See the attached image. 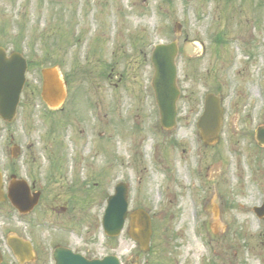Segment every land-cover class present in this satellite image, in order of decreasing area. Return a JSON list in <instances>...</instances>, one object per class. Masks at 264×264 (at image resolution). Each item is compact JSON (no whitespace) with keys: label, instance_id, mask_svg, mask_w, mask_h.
I'll list each match as a JSON object with an SVG mask.
<instances>
[{"label":"rangeland","instance_id":"374dc122","mask_svg":"<svg viewBox=\"0 0 264 264\" xmlns=\"http://www.w3.org/2000/svg\"><path fill=\"white\" fill-rule=\"evenodd\" d=\"M173 41L180 123L161 134L151 130V56ZM0 45L31 62L17 118L0 127V169L14 162L43 189L26 218L1 203V264H55L58 245L122 264H264V216L254 212L264 204V0H0ZM49 66L66 82L64 110L42 99ZM209 93L224 113L212 147L197 128ZM121 181L132 208L152 215L149 249L129 222L116 237L104 231ZM12 235L31 241L36 259L20 262Z\"/></svg>","mask_w":264,"mask_h":264},{"label":"water","instance_id":"95a60500","mask_svg":"<svg viewBox=\"0 0 264 264\" xmlns=\"http://www.w3.org/2000/svg\"><path fill=\"white\" fill-rule=\"evenodd\" d=\"M178 47L176 42L169 44H159L156 46L152 61L155 66V76L153 87L155 89L156 99L161 110L162 125L172 127L176 123L177 101L180 97V89L177 85L178 68L176 65V56ZM27 61L22 54L14 52L10 56L6 50L0 46V115L10 119L15 115L20 94L26 81ZM52 73L56 74L54 68L44 71L45 87L44 98L52 106H59L64 99V92L61 85L58 87L59 95L54 97V90L51 84ZM223 118V112L220 108L219 98L214 94H209L205 101V109L199 120L198 126L201 129V136L206 143H212L219 140V131ZM258 139L264 142V127L259 128ZM17 192H9V197L16 206L22 211H28L34 207L39 194L31 198L21 187L28 191L27 184L18 183ZM23 188V189H24ZM2 180L0 177V200L3 199ZM128 212L127 189L121 183L116 187L115 194L111 195L105 210L103 225L107 234L111 236L119 235L124 227ZM130 233L137 239L143 247H148L152 233L150 216L144 211L139 210L133 216ZM9 244L13 246L15 252L21 257V260L27 258L34 259L30 254V247L27 243L9 239ZM26 253V254H25ZM55 264H121L116 255H107L102 259H88L80 253L66 247H56L54 251ZM0 253V262H1Z\"/></svg>","mask_w":264,"mask_h":264},{"label":"flooded vegetation","instance_id":"af4514ba","mask_svg":"<svg viewBox=\"0 0 264 264\" xmlns=\"http://www.w3.org/2000/svg\"><path fill=\"white\" fill-rule=\"evenodd\" d=\"M20 106H22V102H21V104H20ZM1 122H5L3 119H1L0 120V123ZM166 131H169V130H164L163 132H166ZM12 142H13V137H12ZM172 152H174L173 150H172ZM19 154H20V152H19ZM158 155H159V150H158ZM162 161H163V159L162 158H160ZM26 160L28 161V160H30V158H26ZM13 164H14V162H13ZM13 164H11L9 167H7L6 169H5V167L3 168L4 169V171H5V177H6V181L4 180V185H3V187H4V190H8L9 189V187H10V185H11V183H12V181H13V185H16L17 183H18V181H20V179H24V180H27V182H28V185H29V188H30V195H34L35 193H36V191H40V195H41V197H42V195H43V189H42V187L41 188H37V184H36V181H33L32 182V180H31V178H34V177H32V176H28L27 178L25 177V178H23L22 176H20V174L18 173V169L16 168V165L14 164V167H13ZM0 168H1V166H0ZM173 168H175L174 166H173ZM59 170V169H58ZM7 172L9 173V179L7 178ZM34 179H37V178H34ZM174 180V184H178V182H177V180L176 179H173ZM71 187H73V186H71ZM11 206V205H10ZM13 209H14V211L16 210L13 206H11ZM131 207V208H130ZM135 208H132V204L130 205V200H129V213H128V219H127V221L130 223V221H131V214L132 213H134L136 210H138V209H140V208H143V207H141V206H138V205H135L134 206ZM64 209H65V207H64ZM29 216H30V214H28Z\"/></svg>","mask_w":264,"mask_h":264},{"label":"bare ground","instance_id":"6f19581e","mask_svg":"<svg viewBox=\"0 0 264 264\" xmlns=\"http://www.w3.org/2000/svg\"><path fill=\"white\" fill-rule=\"evenodd\" d=\"M51 84H52V86H53V88L55 89V91L56 92H58V90H57V83H56V81L54 80V78H51Z\"/></svg>","mask_w":264,"mask_h":264}]
</instances>
